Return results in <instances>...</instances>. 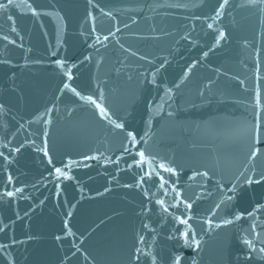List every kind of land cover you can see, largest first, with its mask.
<instances>
[{
    "label": "water",
    "instance_id": "1",
    "mask_svg": "<svg viewBox=\"0 0 264 264\" xmlns=\"http://www.w3.org/2000/svg\"><path fill=\"white\" fill-rule=\"evenodd\" d=\"M0 3V264H264V4Z\"/></svg>",
    "mask_w": 264,
    "mask_h": 264
},
{
    "label": "snow or ice",
    "instance_id": "2",
    "mask_svg": "<svg viewBox=\"0 0 264 264\" xmlns=\"http://www.w3.org/2000/svg\"><path fill=\"white\" fill-rule=\"evenodd\" d=\"M90 2H91V0H90ZM227 2H228V0H224V4H226ZM11 3H12V0H8V4H11ZM249 3H250L251 5H256L257 3L264 4V0H249ZM224 4H221L220 7L223 8V7H224ZM6 8H7V5L0 3V9H6ZM217 15H219V12H217ZM208 27L211 28L212 25L209 24ZM13 30H14V29H13ZM220 35H221V37H223V33H221ZM4 38L7 39V37H4ZM106 38H107V37H106ZM65 87H67V86H65ZM101 111L103 112L104 110L101 109ZM121 127H122V126H121L120 124H117V125H116V128H118V129L121 128ZM129 135L131 136L132 133H129ZM257 154H258V153H257L256 151H253V152L251 153V156L254 158ZM0 155H2V153H0ZM140 155L143 156L144 154H143V153H140ZM56 171L59 172L60 169H56ZM166 171H170V172H171L172 169H166ZM246 182H247V183H253V182H255V183H259L260 181H259V180L253 181L252 178H248ZM17 191H19V189H17ZM7 195H8V196H12V193L9 192V193H7ZM229 199H231V197H229ZM189 207H191V205H189ZM249 215H251V213H249ZM237 219H240V217L237 216ZM245 243H248V242L245 241ZM173 264H181V257H180L179 254H177V255L175 256L174 261H173Z\"/></svg>",
    "mask_w": 264,
    "mask_h": 264
}]
</instances>
